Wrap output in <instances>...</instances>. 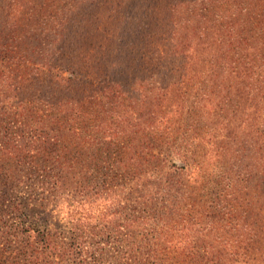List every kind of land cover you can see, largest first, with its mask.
Wrapping results in <instances>:
<instances>
[{"label": "rangeland", "instance_id": "obj_1", "mask_svg": "<svg viewBox=\"0 0 264 264\" xmlns=\"http://www.w3.org/2000/svg\"><path fill=\"white\" fill-rule=\"evenodd\" d=\"M200 4L230 7L226 0H0V43L20 54L0 61L3 77L17 79L9 102L40 113L114 90L129 103L150 79L179 82L186 67L176 46L189 29L177 23ZM25 119L10 116L0 128V147L14 153L1 163L0 264H115L132 241L200 245L193 233L212 227L199 218L198 204L194 211L191 202H178L171 212L161 199L150 200L156 190L134 180L133 136L118 141L125 130L119 119L107 113L97 121L64 119L63 131L36 115ZM60 134L70 149L56 152L49 144ZM169 160L172 170L181 167ZM258 223L264 225V215ZM260 255L248 263L264 264V250Z\"/></svg>", "mask_w": 264, "mask_h": 264}, {"label": "trees", "instance_id": "obj_2", "mask_svg": "<svg viewBox=\"0 0 264 264\" xmlns=\"http://www.w3.org/2000/svg\"><path fill=\"white\" fill-rule=\"evenodd\" d=\"M226 3L225 11L200 4L193 7H200L195 14L178 21V27L189 29L176 46L186 67L179 82L163 86L150 79L129 103L124 92L113 90L85 101L47 105L39 113L28 103L9 102L7 91L17 79L0 72V128L10 116L21 121L36 115L63 131L64 119L97 121L110 114L125 128L118 141L124 133L133 136L134 180L156 190L150 200L161 199L162 208L171 212L178 202H191L194 211L198 204L199 218L211 221L212 227L193 233L200 245H151L145 237L144 243L132 241L119 251L115 264H249L264 250L257 248L264 245V225L258 223L264 215V0ZM8 47L1 41L0 61L20 56L16 47ZM9 70L22 78L19 69ZM58 136L52 137V150L70 149ZM11 150L0 147V185H6L1 163L14 154ZM171 157L180 168L172 170ZM122 164L127 168L125 160Z\"/></svg>", "mask_w": 264, "mask_h": 264}]
</instances>
